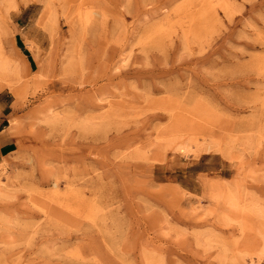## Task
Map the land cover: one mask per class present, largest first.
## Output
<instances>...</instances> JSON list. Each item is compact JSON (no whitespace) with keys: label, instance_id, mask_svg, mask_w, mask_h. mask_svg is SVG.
I'll return each instance as SVG.
<instances>
[{"label":"rangeland","instance_id":"1","mask_svg":"<svg viewBox=\"0 0 264 264\" xmlns=\"http://www.w3.org/2000/svg\"><path fill=\"white\" fill-rule=\"evenodd\" d=\"M227 3L0 0V264H264V0Z\"/></svg>","mask_w":264,"mask_h":264},{"label":"crops","instance_id":"2","mask_svg":"<svg viewBox=\"0 0 264 264\" xmlns=\"http://www.w3.org/2000/svg\"><path fill=\"white\" fill-rule=\"evenodd\" d=\"M18 108L19 103L13 95L0 92V163L16 152L21 143V127L13 121L18 118Z\"/></svg>","mask_w":264,"mask_h":264},{"label":"bare ground","instance_id":"3","mask_svg":"<svg viewBox=\"0 0 264 264\" xmlns=\"http://www.w3.org/2000/svg\"><path fill=\"white\" fill-rule=\"evenodd\" d=\"M72 1V0H71ZM230 1V0H229ZM205 2H206V6L208 7V6H213V0H205ZM222 2L225 4V3H227V0H222ZM202 3V2H201ZM232 3V2H231ZM204 4V3H203ZM223 4V5H224ZM228 4V3H227ZM80 5H81V3H80ZM228 5H230V3L228 4ZM228 5H226L225 7H226V9H227V7H228ZM231 6V5H230ZM230 6H229V8H230ZM47 15V14H46ZM52 23V22H51ZM49 25V24H48ZM51 25V24H50ZM52 26V25H51ZM1 47V46H0ZM1 54V53H0ZM8 56H6V58H4V63L5 64H8V63H11V59H13V58H11V59H9V57L7 58ZM13 63V62H12ZM41 70V69H40ZM39 73H40V71H39ZM41 73H43L42 72V70H41Z\"/></svg>","mask_w":264,"mask_h":264}]
</instances>
